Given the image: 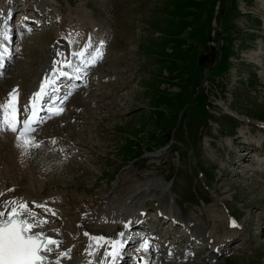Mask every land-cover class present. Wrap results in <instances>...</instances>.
I'll return each instance as SVG.
<instances>
[{
  "label": "rangeland",
  "instance_id": "obj_1",
  "mask_svg": "<svg viewBox=\"0 0 264 264\" xmlns=\"http://www.w3.org/2000/svg\"><path fill=\"white\" fill-rule=\"evenodd\" d=\"M12 2L0 0V24L14 9L17 24L33 15L40 26L14 40L0 103L12 87L25 102L59 47L78 52L95 36L107 54L33 133L39 148L0 136L1 201L30 191L60 248L87 264L102 249L93 237L146 231L162 250L150 264H264V0ZM134 213L147 230L123 232Z\"/></svg>",
  "mask_w": 264,
  "mask_h": 264
},
{
  "label": "snow or ice",
  "instance_id": "obj_2",
  "mask_svg": "<svg viewBox=\"0 0 264 264\" xmlns=\"http://www.w3.org/2000/svg\"><path fill=\"white\" fill-rule=\"evenodd\" d=\"M4 38L7 39L8 37L5 36ZM56 55L61 56L62 54L57 52ZM72 55L83 58L85 52L81 50ZM98 56L99 50H97V56H93L88 62L94 63ZM81 63H84L83 59H81ZM0 67L3 65L0 64ZM66 68H73L70 59L53 61L50 74L45 76L39 85V90L33 94L30 103L25 105L24 113L26 115L23 120L19 118L18 92L15 89L9 93L5 102L0 103V128L17 133V147L23 149L24 153H27L30 148L40 147V142L35 140L33 135L35 129L32 127L33 124L39 122L37 120L38 106L48 95L49 89H54L56 79L61 76H69V73L64 71ZM73 70L77 73L81 71L80 68ZM48 111L53 115H58L63 109L58 111L48 109ZM2 195L4 194L0 193V196ZM38 207L43 208L44 206L38 205ZM45 211L50 210L45 208ZM46 223L47 220L39 219L24 202L6 200L0 204V264H48V257L53 252V246L58 247L60 242L47 237L42 231H33L36 228H43ZM231 226L235 227L236 225L233 222ZM85 235L88 234L85 233ZM120 235L123 236V233ZM92 239L97 243L104 240L103 237H93ZM110 243L112 250L106 252L105 256H111L114 261L120 255L123 245L119 240ZM142 247L147 250V242ZM88 254L92 255L93 253L89 252ZM59 256L67 257V253L61 252ZM56 264H60L59 257Z\"/></svg>",
  "mask_w": 264,
  "mask_h": 264
},
{
  "label": "bare ground",
  "instance_id": "obj_3",
  "mask_svg": "<svg viewBox=\"0 0 264 264\" xmlns=\"http://www.w3.org/2000/svg\"><path fill=\"white\" fill-rule=\"evenodd\" d=\"M16 4V0L15 2H12V6ZM43 7V6H42ZM44 10V8H43ZM48 11V10H47ZM48 13V12H47ZM1 34V33H0ZM6 35V34H5ZM8 37V34L6 35ZM5 37V36H4ZM3 38V36H2ZM25 38V37H23ZM23 38L21 37L19 40L23 41ZM5 39V38H3ZM6 42L4 43H0V64L3 65V67H0V74H4V71L6 70L5 67L9 65V68L8 70L10 69L11 65L13 64L14 65V59L13 57L15 56V54L13 53V50H12V41L10 43L9 39H5ZM106 41L105 39H102L98 45V49H102V44L103 42ZM2 44H6L3 48H2ZM105 44V42H104ZM58 52H60L62 55L61 56H56L55 59L51 58V62H49V65L45 66L44 68L41 69V73H44V75L41 77V78H37L30 86V88L28 89L27 93H26V100L29 99L27 102H25V105H28L30 103V100H31V97L33 96V94L35 93L36 90H38L39 88V85L40 83L44 80L45 76L49 75L50 72H51V67H52V61L53 60H65V59H69L70 58V55L72 54V50L68 47V48H65L66 50H64L63 47H59L58 48ZM84 50L85 52V49H82ZM255 53V52H254ZM258 53V52H257ZM261 53V52H260ZM260 53L256 54L257 56L259 55L260 56ZM254 55V54H253ZM259 56L256 57L257 61H259ZM85 57V56H84ZM83 57V58H84ZM255 58V57H254ZM53 59V60H52ZM253 59V58H252ZM8 62H10L8 64ZM259 63V62H258ZM73 69H75V67L73 66V68L71 69H64V71L68 72L69 73V76H61L59 77L58 79H56V83H55V86H54V89H49L48 91V95L44 98V100L41 102V104L38 106V115H37V120H39V118H44V115L49 112L48 109H54L56 111H58L60 109V107L62 105H64L65 101L68 99V97L74 93L75 91H73L74 89H78V86H80V83L84 82L85 81V78L83 76V73L80 72H75ZM262 73V72H261ZM264 75V73H262ZM67 82H69V84H66ZM66 84V85H65ZM17 86H19L18 84H16ZM65 85V86H64ZM13 86V85H12ZM13 89H17V87H12L10 88L8 91V95L7 97L5 98L4 102L6 101V99L8 98L9 96V93L12 92ZM17 91V90H16ZM18 92V91H17ZM37 92V91H36ZM18 98V97H17ZM25 98V97H24ZM21 105V104H20ZM24 105V107H25ZM63 109V107H62ZM234 114V113H233ZM47 116V115H46ZM25 118V116H24ZM23 118V119H24ZM53 122V121H51ZM50 124V122L46 125L48 126ZM6 130V129H4ZM3 132H6V133H9L10 131L6 130V131H3ZM8 135L11 136V134H3L1 137L3 136H6L8 137ZM16 138V137H15ZM1 143V142H0ZM9 146V145H8ZM256 153V152H255ZM258 161V160H257ZM262 163V161H259L257 162V164H260ZM259 168V167H258ZM263 168V167H262ZM20 193V192H19ZM30 191H27V192H23L22 197L19 202H24L28 205L29 209L30 210H33V212H37L38 210H36V208H38L36 205H39L40 203H42L41 201H37V200H34V199H31L29 197V194ZM18 194V193H17ZM8 195V194H7ZM31 195V194H30ZM1 197V196H0ZM134 198H135V195H134ZM133 198V199H134ZM4 199V198H3ZM2 199H0V204L2 202H4L5 200L1 201ZM123 205V204H122ZM120 207L119 209L117 210V214L118 212L120 211ZM38 213V212H37ZM136 213L134 214H127L126 217L124 218L123 220V226H124V229L123 230H127L128 228H130L133 224H136V226L138 225V220H140L139 218L137 219V222L134 223L135 218H136ZM26 216V214H25ZM37 216V215H36ZM39 219V215L37 216ZM117 218L116 217V221H117ZM44 219V217H43ZM120 221H122V218L120 219ZM50 223H52V221H50ZM127 223V225H126ZM189 224V227L191 226L190 223ZM49 224H45L43 226V228H36V229H33V231H42L45 235H49L52 237V239H56V237H54V234H52V229H54V227H49L48 226ZM104 225V224H103ZM193 225V224H192ZM111 228H108L107 231H109L108 233H111V231H113L112 233H115L117 232L118 228H119V225L114 221V223H111L110 224ZM126 226V227H125ZM135 226V227H136ZM100 227V226H98ZM97 227V228H98ZM106 227V226H105ZM101 228V227H100ZM133 228V227H132ZM131 228V229H132ZM56 229V228H55ZM106 233V232H105ZM119 234V233H118ZM118 234L116 236H118ZM120 235V234H119ZM136 239V238H135ZM153 238L151 236H148L146 235V237H143L142 240H144V243L147 242L148 244V248L147 249H151L152 248V245H150V242ZM59 241V240H57ZM104 242H108V240L106 238H104L103 240ZM102 241V242H103ZM119 241L122 242V245H123V250L127 249V247H124L125 245L127 246H130L131 244L134 245L136 243L133 242V236L127 238V240L125 239H121L119 238ZM108 244V243H107ZM107 244H105V246L100 249V250H97V253H96V264H101V262H103V264L106 262L108 256H105V253L106 252H110L111 251V243H109V249L107 248ZM143 244V243H142ZM141 244V245H142ZM76 246V245H75ZM78 247V246H77ZM133 247H130L128 249H132ZM99 251V252H98ZM61 252H65L67 253V257H60L59 256V253ZM125 253H123V256L121 258V261L119 264H122L124 262V258H125ZM135 258L138 256L140 258H143L142 255H141V252H137L135 254ZM59 257V261H60V264H87V262H84L82 260H80V258L74 260V259H70L71 257L69 256V252H66L65 250H62L60 248V246L56 247V246H53V252L51 254H49V257H48V260H49V263L50 264H56V260L57 258ZM69 257V258H68ZM134 257V256H133ZM136 258V259H139V258ZM74 258V257H73ZM93 260V259H92ZM90 260V261H92ZM155 260V259H154ZM157 263V262H156ZM138 264V263H137Z\"/></svg>",
  "mask_w": 264,
  "mask_h": 264
},
{
  "label": "water",
  "instance_id": "obj_4",
  "mask_svg": "<svg viewBox=\"0 0 264 264\" xmlns=\"http://www.w3.org/2000/svg\"><path fill=\"white\" fill-rule=\"evenodd\" d=\"M10 210V209H9ZM47 237H49V236H47Z\"/></svg>",
  "mask_w": 264,
  "mask_h": 264
}]
</instances>
